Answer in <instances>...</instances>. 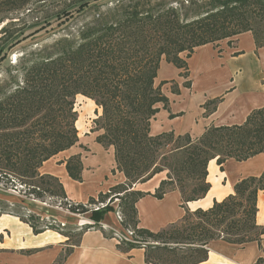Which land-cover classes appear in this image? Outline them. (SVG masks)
<instances>
[{"label":"trees","instance_id":"trees-1","mask_svg":"<svg viewBox=\"0 0 264 264\" xmlns=\"http://www.w3.org/2000/svg\"><path fill=\"white\" fill-rule=\"evenodd\" d=\"M102 1L73 0L50 17L17 27L19 20L8 14L27 9L31 0H0V68L13 51L25 50L0 79V191L17 192L19 198L11 204L0 199V216L16 215L35 235L51 230L64 236L67 247L54 264H62L88 230L113 238L101 222L115 210L122 229L132 232V240L119 241L117 249H144L146 264L202 263L209 243L216 240L237 246L257 242L261 247L264 226L256 224L255 215L264 170L239 180L233 194L206 210L189 211L184 205L208 192L210 160L222 169L228 159L240 162L264 153V106L252 110L240 125H210L194 139L172 131L151 135L150 120L158 105H169L161 91L167 82L155 85L161 60L179 69L186 79L183 87L190 88L186 60L197 47L245 32L251 33L257 49L264 47V0H114L105 8ZM87 12H92L88 19ZM78 19L83 22L69 30ZM57 32L62 33L48 43L27 46ZM171 83V93L179 94ZM78 95L101 110L94 131L102 133L95 142L113 149L111 173L125 178L86 203L70 201L58 178L39 172L45 161L77 143ZM220 101L205 102L204 115L214 112ZM64 167L71 180L82 181L79 154L66 159ZM160 173L165 176L152 194L134 189ZM173 190L185 208L181 220L157 232L140 228L137 201L146 195L162 199ZM32 200H53L71 215L88 214L92 224L65 231L66 224L54 218L48 223L34 213L27 203ZM99 204L103 206L94 210ZM255 264H264V259Z\"/></svg>","mask_w":264,"mask_h":264},{"label":"crops","instance_id":"crops-1","mask_svg":"<svg viewBox=\"0 0 264 264\" xmlns=\"http://www.w3.org/2000/svg\"><path fill=\"white\" fill-rule=\"evenodd\" d=\"M186 62L190 88L183 87L186 79L179 76V69L164 59L160 62L155 85L174 81L180 93H171L169 86L161 87L169 105L167 109L158 105L159 111L150 120L151 135L172 131L175 135L188 134L194 139L210 125H240L252 110L264 106V47H255L250 32L197 47ZM82 98L87 101L88 116H99L101 111L94 102ZM215 98H221L215 111L204 115L203 104ZM86 127L78 119L77 143L45 161L39 169L40 174L58 178L67 198L75 203H85L89 197H96L99 192L125 180L122 173H111L115 169L113 149H105L95 142L101 131L90 132L91 127ZM76 154L81 157V182L71 180L64 167L65 160ZM263 170L264 153L240 162L228 159L222 169L212 159L207 164L208 192L203 198L184 206L189 211L206 210L214 201L220 202L233 194L234 185L239 180L259 176ZM164 176V173L157 174L145 183L135 184L134 189L152 194ZM135 207L138 226L152 232L178 222L185 213L177 190L167 192L162 199L146 195L137 201ZM256 207L255 222L264 226V191L258 193ZM41 216L44 218L45 214ZM52 217L61 224L67 220L63 215ZM101 224L115 234L122 230L115 211L107 213ZM117 244L116 238H107L98 230H88L62 264H146L144 249L122 253ZM66 247V238L55 231L35 235L16 215L0 216V264H54ZM258 258L264 259V236L261 247L257 242L237 246L222 240L212 241L208 245L207 260L199 264H255Z\"/></svg>","mask_w":264,"mask_h":264},{"label":"rangeland","instance_id":"rangeland-1","mask_svg":"<svg viewBox=\"0 0 264 264\" xmlns=\"http://www.w3.org/2000/svg\"><path fill=\"white\" fill-rule=\"evenodd\" d=\"M72 1L73 0H31V2L29 4V6L27 7V9L22 10L20 12H16V13H12L11 12V13L8 14V17L12 18V19H14L16 21L19 20L16 23L17 27L20 26L21 24L23 25L24 23H26L27 26H31L32 24H34V22L36 20L40 21V20H43L44 17H50L57 10L64 8L66 5H69ZM113 1L114 0H104V1H102V2H105L102 7L105 8L107 6L112 5ZM42 3H44V4L41 5ZM30 10H31V12H29ZM90 14H92V12H87V16H86L87 19L90 17ZM82 22L83 21L81 19H78V20L72 22L69 30H73V29L77 28ZM61 33L62 32H57V33L51 34L49 36H41L40 38H38L37 40L31 42L27 46H36V42H37L38 45L41 42L42 43L43 42L44 43H48L52 39L57 38L58 36H60ZM23 51H25L23 48L16 49L15 51H13L9 55L7 61L0 68V79H3L5 77V75H6V72H5L6 67L9 64H14L17 61L18 56H20L23 53ZM184 56H185V54H182V57H184ZM160 72L162 73V70ZM166 82L167 83H166V85L164 84V86H169V89L171 90V87H172V83L171 82H174V81H166ZM176 85L178 86L177 83H176ZM82 97L83 96L78 95L75 98L74 110L77 113V120L80 119V123L82 124V126H84V127L87 126L86 127L87 129H89V127H91L89 129V131L90 132H94V130L97 128V125L94 123V121L97 119L98 116L95 114V112H94L95 117H93V114H90V116H88L87 111L89 110V107L87 105V101L84 100ZM75 127H76V122H75ZM81 129H80V131H81ZM101 133H102V131H101ZM0 199H2L4 201H7L10 204L13 203V202H19L18 201L19 198L17 196V192L10 191V190H1L0 191ZM27 203H29V202H27ZM29 205H30V209L34 213L39 214L40 216L45 214L44 219L48 223H52L51 222V218H54L52 216H54L56 214L63 215L64 219H67L66 221H62V222H64V223H62L63 225L66 224L65 231L74 232L75 228H79L78 224L83 223V222L86 223L87 221L91 222L89 217H88V214L87 215H74V216H72L67 211H65L63 209H60L57 206H55L53 200H46L45 202L32 200V201H30ZM2 207L0 205V209H2ZM5 209H8V208H5ZM9 209L13 210V211H15L17 213H22L23 212L22 208H14V207L12 208L11 207ZM91 224H88V225H91ZM104 228L109 231V232L107 231L108 234L110 232H112L113 238H116L115 233L113 231H111L110 229H108L106 227H104ZM121 229H122V227H121ZM124 232H127V230H123L122 229L120 234L124 235L125 234ZM131 236L132 235H129L127 237L128 241L132 240ZM116 239L118 240V243H119V241H121L118 238H116ZM73 241H74V239L71 240V242H73Z\"/></svg>","mask_w":264,"mask_h":264},{"label":"built area","instance_id":"built-area-1","mask_svg":"<svg viewBox=\"0 0 264 264\" xmlns=\"http://www.w3.org/2000/svg\"><path fill=\"white\" fill-rule=\"evenodd\" d=\"M103 206V204H99V205H95L93 206V209L94 210H97L99 207ZM70 214V213H69ZM71 215V214H70ZM74 216V215H72ZM115 216H116V220L120 222L121 220V215L115 210ZM92 222H83V223H80L78 224V227H81V226H84V225H88V224H91ZM63 225V224H62ZM104 227V226H103ZM125 234L124 235H121V234H115L116 238H118L119 240H124V241H128L127 240V237L129 235H132V232L127 230V232H124Z\"/></svg>","mask_w":264,"mask_h":264}]
</instances>
